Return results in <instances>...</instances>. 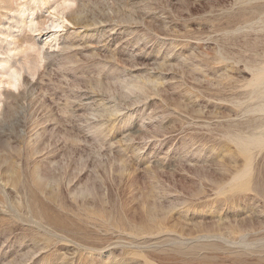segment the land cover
Instances as JSON below:
<instances>
[{
	"label": "rangeland",
	"instance_id": "obj_1",
	"mask_svg": "<svg viewBox=\"0 0 264 264\" xmlns=\"http://www.w3.org/2000/svg\"><path fill=\"white\" fill-rule=\"evenodd\" d=\"M0 45V264H264V0H0Z\"/></svg>",
	"mask_w": 264,
	"mask_h": 264
},
{
	"label": "bare ground",
	"instance_id": "obj_2",
	"mask_svg": "<svg viewBox=\"0 0 264 264\" xmlns=\"http://www.w3.org/2000/svg\"><path fill=\"white\" fill-rule=\"evenodd\" d=\"M1 46V45H0ZM31 49H32V47H31ZM4 57V56H3ZM2 62V61H1ZM16 62V61H15ZM22 63V62H21ZM262 71H264L263 69H262ZM13 73V72H12ZM261 73V72H260ZM264 79V74H259V76L257 77V79H256V82H259V81H262ZM258 140V139H257ZM258 145V144H257ZM242 147V150H244V151H246L247 150V147H246V145H243V146H241ZM250 169V168H249Z\"/></svg>",
	"mask_w": 264,
	"mask_h": 264
}]
</instances>
